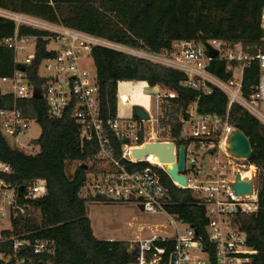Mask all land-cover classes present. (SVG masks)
<instances>
[{
  "label": "trees",
  "instance_id": "trees-1",
  "mask_svg": "<svg viewBox=\"0 0 264 264\" xmlns=\"http://www.w3.org/2000/svg\"><path fill=\"white\" fill-rule=\"evenodd\" d=\"M0 11L32 17L146 53L169 50L179 41L209 40L240 46L250 55L264 53V0H0ZM16 29L15 22L0 15V78L11 77L17 68L13 51L2 46L17 32L18 37L37 38L36 59L30 69L31 81L36 84L38 62L48 56L44 38L49 33L24 25ZM90 57L97 72L105 121L118 119L115 93L120 83L128 81H143L160 90L155 132L164 142L185 145L180 118L188 116L193 104L199 114L224 117L227 113L229 99L224 92L213 87L207 95L185 86L186 76L181 71L102 46L93 47ZM208 71L223 82L232 79L224 62L213 60ZM259 78L257 62L252 61L243 68V98L250 99L255 93ZM15 104L11 94L2 95L0 91V110L13 109ZM18 106L25 119L40 126V136L33 141L38 151L27 153L11 147L0 131V161L11 169L9 182L41 180L45 183V192L26 201L24 212L13 220L10 235L32 242L48 241L53 247L51 254L38 256L29 248L26 256H20L29 257L36 264H131L135 256L133 247L125 241L95 237L86 214L87 202L106 203L104 199L83 195L88 176L115 172L107 160L99 159L96 140L82 136L71 112L59 120L50 118L47 104L41 98L35 96ZM228 116L229 125L248 139L251 156L247 163L258 171L259 208L241 219L247 244L255 250L248 264H264V124L237 103L231 104ZM131 120L142 125V120L135 115V107ZM111 142L113 156L119 159L126 141L111 137ZM141 144L142 138L138 142ZM121 164L131 171L150 167L141 162L122 161ZM150 168L171 190V199L165 206L168 214L195 226L201 235L205 222L203 205L189 192L177 190L165 171ZM6 248L5 252H12V242Z\"/></svg>",
  "mask_w": 264,
  "mask_h": 264
},
{
  "label": "built area",
  "instance_id": "built-area-1",
  "mask_svg": "<svg viewBox=\"0 0 264 264\" xmlns=\"http://www.w3.org/2000/svg\"><path fill=\"white\" fill-rule=\"evenodd\" d=\"M0 15L11 19L16 28L24 25L49 33L47 41L48 56L38 62L39 82L34 84L30 78V69L36 59L37 38L32 36L13 38L2 43L14 54L17 66L11 77L0 78L2 95L11 94L15 107L0 110V131L7 139H16L26 134L31 122L23 117L20 103L38 97L48 107L50 118L62 119L68 112L76 120L81 134L88 140H96L100 160H107L115 172L90 174L83 189V195L100 198L115 204H136L143 212L154 216H165L170 220V234H154L135 242L134 261L131 264H248L255 250L248 246L246 233L242 229V217L258 210V189L256 179L258 171L247 163L248 159H236L228 151L229 137L235 130L229 125L228 113L231 104L237 103L264 124V53L250 55L240 46L225 41L206 42L179 41L171 49L160 53H144L125 49L96 37L77 32L62 26L48 24L38 19L0 11ZM16 29V31H17ZM262 40L264 41V11L262 19ZM102 46L149 60L178 71L186 76L185 86L211 94L216 87L229 99L224 117L214 114H199L195 104L191 105L188 116L182 115V137L185 145L173 144L174 163H178L179 148L185 150L184 174L186 186L172 182L179 191H187L203 205L205 210L204 229L199 234L195 226L185 223L178 216L166 211L171 199V190L165 186L152 168L165 171V165L153 164L149 159L138 161L132 157L136 148L151 143L163 142L155 136L152 120L140 125L131 119L103 120L101 99L98 90V77L90 57L91 49ZM211 48L217 52L216 58L209 55ZM22 57L19 58L18 55ZM91 61V65L88 63ZM213 60L224 62L226 72L232 74L229 82H223L208 71ZM255 61L260 68L259 83L250 99L241 95V78L235 76L237 69L242 70ZM41 70L45 75L41 74ZM242 77V74H241ZM158 96V100L160 99ZM173 98V95H169ZM119 104H128V98L119 90L115 93ZM188 127L187 129L185 127ZM143 132V134H141ZM142 136V137H141ZM111 137L126 141L119 159L113 156L114 146ZM143 139V144L138 142ZM27 153H36L38 148L29 143L25 147L14 146ZM209 157H212L209 159ZM128 161L141 162L150 167L131 171L121 164ZM11 169L0 161V264H36L27 255L30 248L38 256L51 254L52 244L48 241L19 239L10 234L13 220L24 212L26 201L39 197L45 192V183L41 180L8 181ZM241 181H251L250 194L238 195L234 189L236 176ZM23 195L20 196V190ZM186 202V200H185ZM178 225L185 226L179 230ZM205 236H204V235ZM12 242V252L5 250Z\"/></svg>",
  "mask_w": 264,
  "mask_h": 264
},
{
  "label": "rangeland",
  "instance_id": "rangeland-1",
  "mask_svg": "<svg viewBox=\"0 0 264 264\" xmlns=\"http://www.w3.org/2000/svg\"><path fill=\"white\" fill-rule=\"evenodd\" d=\"M138 51L142 52V50ZM18 57L21 58L22 55L19 54ZM88 63L91 65V61L88 60ZM41 74L45 75L42 70ZM241 74L240 69L235 71V76L239 79ZM118 90L124 92L128 98V104H119L118 106V119H131L134 114V107H140L152 120V124H146V127L148 129L153 127L155 131L159 115L158 96L160 95V90L156 87H150L143 81L120 83ZM185 128L187 129L188 127L186 126ZM40 133V126L36 123H30L25 135L16 139H9L8 142L11 147H25L38 139ZM155 136L157 137L156 132ZM211 158L209 157V159ZM86 214L91 222L95 237L100 240L125 241L134 247L135 242L151 237L154 234H170L168 228L170 220L168 218L145 213L136 204L87 202ZM177 227L179 230L185 229V226L182 225Z\"/></svg>",
  "mask_w": 264,
  "mask_h": 264
},
{
  "label": "water",
  "instance_id": "water-1",
  "mask_svg": "<svg viewBox=\"0 0 264 264\" xmlns=\"http://www.w3.org/2000/svg\"><path fill=\"white\" fill-rule=\"evenodd\" d=\"M209 55L212 59L216 58L217 52L211 48ZM135 115L143 121L149 120V116L140 107H135ZM229 153L236 159H249L251 156V146L245 135L239 131L234 130L229 137ZM185 150L183 147L179 148L178 163H174L173 144L169 142H156L147 145L146 147L136 148L132 151V157L138 161L146 160L149 156L154 155L159 159L160 164L165 165V172L168 177L180 186H186V178L184 174V158ZM234 189L238 195L250 194L251 181H241L239 175L236 176V183ZM23 195V189L20 190V196ZM138 208L143 211L142 206ZM134 261V259H133Z\"/></svg>",
  "mask_w": 264,
  "mask_h": 264
},
{
  "label": "bare ground",
  "instance_id": "bare-ground-1",
  "mask_svg": "<svg viewBox=\"0 0 264 264\" xmlns=\"http://www.w3.org/2000/svg\"><path fill=\"white\" fill-rule=\"evenodd\" d=\"M148 159H149V161L152 162L153 164H158V163H159L158 160H157V158H156L154 155L149 156Z\"/></svg>",
  "mask_w": 264,
  "mask_h": 264
}]
</instances>
